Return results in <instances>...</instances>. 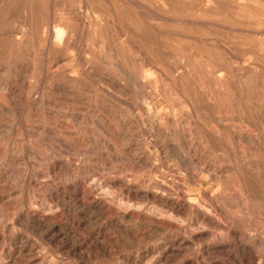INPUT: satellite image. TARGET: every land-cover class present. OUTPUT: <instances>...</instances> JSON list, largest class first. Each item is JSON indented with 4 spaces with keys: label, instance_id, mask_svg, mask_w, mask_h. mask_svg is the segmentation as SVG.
I'll return each mask as SVG.
<instances>
[{
    "label": "rangeland",
    "instance_id": "obj_1",
    "mask_svg": "<svg viewBox=\"0 0 264 264\" xmlns=\"http://www.w3.org/2000/svg\"><path fill=\"white\" fill-rule=\"evenodd\" d=\"M0 264H264V0H0Z\"/></svg>",
    "mask_w": 264,
    "mask_h": 264
},
{
    "label": "bare ground",
    "instance_id": "obj_2",
    "mask_svg": "<svg viewBox=\"0 0 264 264\" xmlns=\"http://www.w3.org/2000/svg\"><path fill=\"white\" fill-rule=\"evenodd\" d=\"M134 6V5H133ZM164 6V5H163ZM59 28V27H58ZM54 30H56V29H54ZM61 30H63V29H61ZM61 30L60 29H58L57 31H55V32H57V34H58V36L61 34ZM64 33V32H63ZM62 33V34H63ZM50 162V161H49ZM145 162V161H144ZM81 253V252H80Z\"/></svg>",
    "mask_w": 264,
    "mask_h": 264
}]
</instances>
